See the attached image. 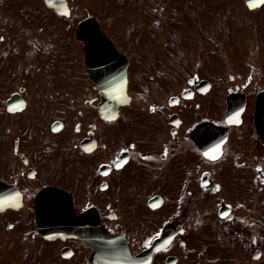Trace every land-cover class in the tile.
Listing matches in <instances>:
<instances>
[{"label":"flooded vegetation","instance_id":"obj_1","mask_svg":"<svg viewBox=\"0 0 264 264\" xmlns=\"http://www.w3.org/2000/svg\"><path fill=\"white\" fill-rule=\"evenodd\" d=\"M28 1L0 0V264L94 262L80 238L38 227L48 187L124 248L116 263L264 264V0H158L188 48L223 49L220 69L144 71L148 39L106 30L129 60L118 110L102 108L75 25Z\"/></svg>","mask_w":264,"mask_h":264},{"label":"water","instance_id":"obj_2","mask_svg":"<svg viewBox=\"0 0 264 264\" xmlns=\"http://www.w3.org/2000/svg\"><path fill=\"white\" fill-rule=\"evenodd\" d=\"M48 6L59 13L69 15L67 0H45ZM77 36L85 44L87 69L95 83L104 94L116 99V104L127 100V58L118 51L114 42L102 32L94 16L83 19L77 27ZM105 86H102V85ZM258 117L264 119V107L257 109ZM45 202L37 203L38 227L49 238L75 236L81 238L94 249L93 264H120L124 261V250L110 237L103 238L102 225L89 213L78 214L70 194L59 188H48L41 195ZM99 227V228H98ZM106 255V261L101 255Z\"/></svg>","mask_w":264,"mask_h":264},{"label":"rangeland","instance_id":"obj_3","mask_svg":"<svg viewBox=\"0 0 264 264\" xmlns=\"http://www.w3.org/2000/svg\"><path fill=\"white\" fill-rule=\"evenodd\" d=\"M73 10L72 17L67 18L68 23L77 22L78 17L87 15H96L105 25V29L110 32V34L119 40L120 44L124 46V42L127 38L135 40L133 37L136 35H142L147 38L148 41L142 43L140 46L142 51H147L148 56L144 57L142 61L149 63L145 66L144 71H149L151 69L154 71L156 67H160V63H164L162 68L169 67H183L188 65L197 64L199 59H206L210 61L211 69H220L222 63L225 62L220 58V55L216 54L223 49L216 48L214 44L208 45L209 48L204 55V51L201 49L199 43L192 44L191 48L187 47V43L169 41L167 37L174 36L177 40L189 39L190 34L188 28L184 27L181 23L180 27L174 28L166 24V16L158 7L157 0H112L117 3L121 10L113 8L115 3L111 0H69ZM35 2L40 3V0L28 1V3ZM213 3H215L213 1ZM132 5V8L126 7ZM238 8V7H237ZM78 16V17H76ZM66 19L64 17L61 20ZM170 19V18H169ZM142 22L141 28H137ZM165 36L162 40H158L159 37ZM129 41V40H128ZM163 43V44H162ZM165 43H169V47H165ZM180 44V45H179ZM181 45L185 47L183 51ZM231 52L233 57L236 56V45L231 44ZM180 49L182 52L178 56H175L176 49ZM208 48V47H207ZM201 52V53H200ZM212 52V54H211ZM178 57V58H177ZM172 58V59H169ZM174 58V59H173ZM157 65V66H154ZM168 67H166V66Z\"/></svg>","mask_w":264,"mask_h":264}]
</instances>
